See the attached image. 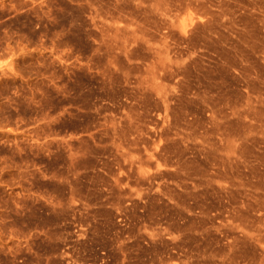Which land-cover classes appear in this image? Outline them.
I'll use <instances>...</instances> for the list:
<instances>
[{
	"label": "rangeland",
	"instance_id": "1",
	"mask_svg": "<svg viewBox=\"0 0 264 264\" xmlns=\"http://www.w3.org/2000/svg\"><path fill=\"white\" fill-rule=\"evenodd\" d=\"M0 264H264V0H0Z\"/></svg>",
	"mask_w": 264,
	"mask_h": 264
}]
</instances>
